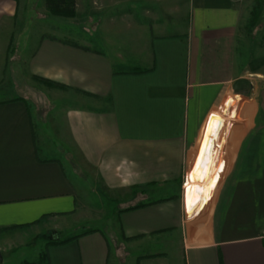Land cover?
Here are the masks:
<instances>
[{
  "label": "crops",
  "instance_id": "1",
  "mask_svg": "<svg viewBox=\"0 0 264 264\" xmlns=\"http://www.w3.org/2000/svg\"><path fill=\"white\" fill-rule=\"evenodd\" d=\"M128 2L132 13H113ZM76 3L85 37L71 29L79 22L48 14L45 0H0V81H15L21 53L24 81L80 92L39 132L24 99L0 101V253L32 239L78 237L48 248L49 264H122L121 256L126 264H264V67L251 71L241 61L248 7L240 0ZM238 98L243 124L227 143V193L211 217L188 221L214 190ZM47 123L64 147L49 158ZM190 166L185 198L169 200ZM95 196L139 202L115 208L95 228Z\"/></svg>",
  "mask_w": 264,
  "mask_h": 264
},
{
  "label": "rangeland",
  "instance_id": "2",
  "mask_svg": "<svg viewBox=\"0 0 264 264\" xmlns=\"http://www.w3.org/2000/svg\"><path fill=\"white\" fill-rule=\"evenodd\" d=\"M35 1L38 2L39 0H35ZM240 1L241 2L243 1V3L246 5V7H248V10L250 12V18L248 20L246 36L244 39H240V43H239L241 61L243 62L244 67H246L248 70L262 71L264 67V0H240ZM131 3L132 2H128V4L127 3L123 4L121 7L118 6L115 9H112V11H114L113 13H132L135 7L133 5H129ZM258 9L260 11V17L258 21L255 23V25L252 26L251 30H249V24L252 21L253 14L257 12ZM63 20H64V23H70L72 21H75L73 23H78L80 21V18L78 20L76 19H73V20L63 19ZM84 23L83 21H81L79 22V25L73 24L71 29L74 30L75 32H78L79 33L78 35L80 34L82 35L81 32L83 31V25H85ZM63 28L66 29L65 24ZM82 37H85V36L82 35ZM26 40L27 38H24V41H25L23 43L24 45L26 44ZM100 40H102V38ZM10 56L11 55L8 54V57ZM10 58H12V56ZM14 58H16V62L14 61L16 64L15 65V70H16L15 71V81H0V101L24 99L26 101V104L29 106V109L32 111L33 119L35 122V127H36L37 132H39L40 128L42 127L43 122L46 120H49V116H51L50 113H53L55 111L53 115H57V113L60 110H62L64 107H67L72 104V100H71L72 98L70 97L73 94L78 95L80 94V92L72 91L68 87L58 85L53 81H44L41 78H34L30 81H24L23 72L21 70V67L18 64L19 60H21V53L14 54ZM74 97L75 98H73V102L77 103L76 105L78 104L86 105L85 100L82 102L79 98H77V96H74ZM107 101L108 100H105L104 103L106 104ZM99 102H102V101L99 100ZM242 105H243L242 100L238 98V102L236 104V110H235V114H237V116L234 119L229 120L230 124L227 127H230V131L224 136L223 148H222V151H220L219 161L216 164V170H217L216 173L218 172V175L220 174L218 176L219 181H217L216 188L213 190L211 197L208 200L207 205L205 206L204 210L200 211L199 213H196L195 215H188V214L186 215L188 221H198L199 219H205V218L211 217L216 208L215 206L216 198L220 195L222 191L224 192V195L225 193H227L226 188H227V185H229L228 179H230L228 178L230 167L229 165H227V158L229 156L230 149H227L228 147L227 143L231 142L236 137V134H232L233 129L236 128L238 125L243 124L242 123L243 117L241 115ZM54 119L57 120L58 119L57 116H55ZM46 126H47L45 130L46 142H47V145L51 147L52 149L51 150L52 152H46V156H48L49 158L51 157L52 153H55L54 149L59 150L60 147L62 148L64 147L62 146L61 142H59L61 138L55 135V133H57V128L53 127L51 128L52 130H50L48 123L46 124ZM202 128H203V125L202 127H200L201 134H202ZM201 134L199 138V143H200V139L202 136ZM191 167L192 166H190L187 169L186 173H184L183 181L175 184V189H176L174 190L175 195L172 199H169V200L178 201V200L185 198L184 186H186L187 173L190 171ZM77 173L80 178H83V180L85 179L84 181H86V177L83 175L82 177L80 175L82 174L81 170L78 169ZM92 200L94 202V204H92L94 205L92 219L95 220L94 222L95 224L93 223L92 225L95 226V228L97 227L103 228V225H106L104 223H107L111 219V217L114 215L115 208L122 210V209L130 207L131 204H137L139 202L138 199H134L130 203H127V202L118 203L119 200L121 199H108V198H103L100 196H95L92 198ZM113 200L115 201V203L113 202ZM227 216L228 215H226V217ZM242 216L244 217L245 215H242ZM81 229L85 230L86 228H81ZM50 239H51V236L47 237V243ZM47 243L45 239H42V240L37 239L36 241L32 239L28 246L23 247V248L14 247L13 251L11 250L8 252L4 251V253H1V255H2V258L8 259L9 257H11L10 262L6 264H11V263L18 264L21 261L24 262V261L32 260L33 258H35L39 250H40V254L44 252L46 249ZM121 257H123L122 264H126L125 256H121Z\"/></svg>",
  "mask_w": 264,
  "mask_h": 264
},
{
  "label": "trees",
  "instance_id": "3",
  "mask_svg": "<svg viewBox=\"0 0 264 264\" xmlns=\"http://www.w3.org/2000/svg\"><path fill=\"white\" fill-rule=\"evenodd\" d=\"M32 3L35 2V0H31ZM45 6L48 14L62 18L65 20H73L76 18V9H77V3L76 0H45ZM260 17V11L258 9L257 12L253 14V18L251 23L249 24V30H251L252 26L255 25V23L258 21ZM140 207H136L133 209H137ZM95 231H87L85 234L93 233ZM78 239V237L66 239V240H59L54 239L52 241H49L46 244V249L44 252H42L39 255V259L37 262L32 263L29 261L22 262L21 264H49L48 255L46 253L47 249L50 247H58V246H64L74 240Z\"/></svg>",
  "mask_w": 264,
  "mask_h": 264
},
{
  "label": "bare ground",
  "instance_id": "4",
  "mask_svg": "<svg viewBox=\"0 0 264 264\" xmlns=\"http://www.w3.org/2000/svg\"><path fill=\"white\" fill-rule=\"evenodd\" d=\"M230 131V127H228V128H226V130L224 131V134H223V142H222V148H223V144H224V136H225V134H227L228 132ZM228 136V135H227ZM228 139V138H227ZM230 140V139H229ZM232 140V139H231ZM225 141H227V140H225ZM229 143H231V142H229ZM227 147V146H226ZM229 147V146H228ZM227 147V148H228ZM224 150V149H223ZM225 152V151H224ZM226 153V152H225ZM227 153H229V152H227ZM224 154V153H223ZM222 160V159H221ZM222 162V161H221ZM221 164H223V163H221ZM222 166V165H221ZM218 169V168H217ZM219 171V170H218ZM220 172H221V170H220ZM219 172V173H220ZM220 175V174H219ZM218 172L216 173V177H215V180H214V184H213V186H214V189L216 188V184H217V181H219V179H218ZM188 183V181L186 182V184Z\"/></svg>",
  "mask_w": 264,
  "mask_h": 264
},
{
  "label": "water",
  "instance_id": "5",
  "mask_svg": "<svg viewBox=\"0 0 264 264\" xmlns=\"http://www.w3.org/2000/svg\"><path fill=\"white\" fill-rule=\"evenodd\" d=\"M2 262H3V258H2V255L0 253V263H2Z\"/></svg>",
  "mask_w": 264,
  "mask_h": 264
}]
</instances>
